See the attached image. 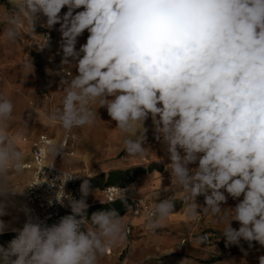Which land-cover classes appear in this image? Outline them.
<instances>
[{"label":"clouds","instance_id":"obj_1","mask_svg":"<svg viewBox=\"0 0 264 264\" xmlns=\"http://www.w3.org/2000/svg\"><path fill=\"white\" fill-rule=\"evenodd\" d=\"M9 3L13 10L4 6L0 11L7 42H15L22 29L34 35L38 21L60 35L58 54L66 78L60 80L59 106L45 113L49 120L71 132L94 126L105 109L125 135L124 151L141 159L152 152L151 131L167 157L171 182L183 194L186 222L210 217L225 246H237L245 256L256 245L264 248V0ZM46 47L49 38L39 46ZM21 67L26 77L34 71L30 60ZM14 110L13 101L0 94V217L10 215V208L25 216L21 227L11 229L15 235L6 246L0 244V264H99L108 249L126 241L123 216L109 208L89 218L88 197L96 192L89 179L80 183L79 198L60 192L61 184L65 189L69 181L90 176L61 171L54 180L30 186L58 182L47 203L69 211L52 223L26 203L17 208L12 199L30 188L19 191L11 182L13 174L23 172L18 141L26 135L23 128L10 133ZM45 150L53 161L49 168L66 155L65 145L51 140ZM135 190V185L120 188L115 198L100 202L120 200L130 208L126 197ZM174 201L165 197L153 204L148 231L166 227ZM6 230L0 219V235ZM208 240L197 235L190 243L201 247ZM257 260L264 264V254ZM180 264L193 262L185 258Z\"/></svg>","mask_w":264,"mask_h":264},{"label":"crops","instance_id":"obj_2","mask_svg":"<svg viewBox=\"0 0 264 264\" xmlns=\"http://www.w3.org/2000/svg\"><path fill=\"white\" fill-rule=\"evenodd\" d=\"M80 42H84L83 37ZM40 51L39 58L35 54L31 56L34 71L29 73L27 77L24 75L26 90L23 97L14 102L15 121L10 133L22 128L26 131V135L18 141L22 151V162L31 160L32 142L40 135H47L58 144L64 130L57 122L49 120L45 115V113L53 112L59 106L62 98V86L51 77L50 68V60L52 58L61 59V55L58 54L56 41L49 47L38 49L36 52ZM40 89H45L51 97L49 99L40 97L38 93ZM148 124L150 125V121ZM75 133L77 138L74 142V155L65 156L63 160L61 157L57 158L55 164L58 167L78 173H86L85 175L90 177L100 173L106 176L113 169L135 167L138 172L130 184L135 185V193L150 197L152 194L160 192L155 190V187L164 184V181L161 183V180L167 172L165 164L168 163V160L162 145L153 139L151 131L147 134V142L152 152L142 159L129 157L124 151L123 140L125 135L115 128V122L110 120L105 109L99 110L94 126L76 128ZM48 157L51 158L49 155ZM159 158H163L162 162H158ZM16 176L18 182L13 183L17 184L14 187L16 190L22 191L24 187L21 188L19 178L24 184V179H27L28 173L23 171ZM86 177L84 176L83 179ZM93 189H96L95 195H90L88 201L101 203L100 201H103L101 189L98 187ZM12 199L16 205L23 202L22 195H16ZM11 209L14 210L15 208ZM174 211L175 213L165 221L166 227L156 233L147 230L145 226L147 218L144 215L131 217L129 210L121 215L125 224L127 221L131 223L130 237L132 243L126 264H180L185 258L192 261L193 264H221V262H225V264H256L257 257L264 254V248H260L259 245L248 250L247 256L237 246L226 247L224 239L222 237L219 239L221 235L219 228L214 226L212 221L202 217L200 220L187 223L184 208H174ZM10 222H5L7 228L20 226H15ZM238 226L236 222L233 223V227L238 228ZM199 229L209 230L212 235L218 233L219 244L192 246L190 241L193 240ZM241 243L245 242L242 241ZM123 245L124 243L117 244L108 249L110 253L106 251L99 264H118Z\"/></svg>","mask_w":264,"mask_h":264},{"label":"built area","instance_id":"obj_3","mask_svg":"<svg viewBox=\"0 0 264 264\" xmlns=\"http://www.w3.org/2000/svg\"><path fill=\"white\" fill-rule=\"evenodd\" d=\"M59 34V33H58ZM60 36V35H59ZM49 38V45L55 42V35L53 31L43 30L40 33V41L44 44L45 41ZM58 44V45H57ZM57 49L59 50V42L56 43ZM61 59H53L50 60V68H51V77L55 80H61V77L64 76L66 78V73L63 72L61 66ZM69 75L73 74L70 68L65 69ZM57 73H60L59 75ZM39 96L44 99L49 98V93L45 89L39 90ZM76 129V128H75ZM75 129L71 132H65L63 130L62 136L58 142V144L63 143L65 145V156H73L74 155V142L77 138ZM51 140L47 135H40L36 140L32 142L31 149V160L24 161L23 163V171H27L28 176L25 182L24 189L26 187H30L32 184L41 183L45 180H54L55 177L61 174V171L72 174V175H81V173L75 172L70 169H63L58 167L55 163L53 167L49 168L53 161L48 157V154L45 150L47 142ZM59 158V156L57 157ZM56 158V159H57ZM83 177L80 179H76L73 181H69L65 185V189L63 184L60 185V192L64 191L72 193L74 196L79 198V185L82 182ZM51 183V181H49ZM128 186H117V185H109L105 186L101 189L102 200L107 201L110 197L115 198L120 191V188H127ZM58 191V182L54 186H50L47 182L44 184H39L32 186L30 188L25 189L23 196V202L21 204H27L31 209H33L34 214L38 215L41 219H51L62 213H67L69 210L60 207L59 205L49 206L47 203L48 198L54 197L55 193ZM126 199L130 202V216H139L144 215L148 219V213L152 209L153 204L148 201L144 197H137L132 191L127 194ZM89 204L90 202L87 201ZM20 205V204H19ZM17 205V208L19 207ZM11 214L16 217V219L20 222V227L22 226L25 216L22 212H18L15 208ZM126 231H127V239L124 242L122 247V251L120 253V260L118 264H126V258L128 252L130 250V246L132 243V239L130 237L131 233V223L127 221L126 223ZM201 235H208L209 240L205 246L211 244L212 241V233L208 230H203ZM107 253H110V250H107Z\"/></svg>","mask_w":264,"mask_h":264},{"label":"rangeland","instance_id":"obj_4","mask_svg":"<svg viewBox=\"0 0 264 264\" xmlns=\"http://www.w3.org/2000/svg\"><path fill=\"white\" fill-rule=\"evenodd\" d=\"M7 6L9 10H13L14 6L9 3V0H0V11H3V7ZM41 21L37 22L36 25V33L34 35H28L26 32L22 29L21 34L18 37V39L13 42L9 43L5 40L3 36V25H0V94L6 96L7 98L11 99L13 103L17 101L18 99L23 97V94L26 90V87L24 86L26 83V79L23 74L22 65L24 64L25 60L31 61V56L35 54L40 57L41 51L36 52L38 49L40 50L39 46H43V43L40 41V33L43 30H48L40 26ZM54 31V30H53ZM55 35V41L56 43L59 42L60 36L57 31H54ZM58 45V44H57ZM59 82V81H57ZM60 83V82H59ZM51 95L49 94V98ZM48 98V99H49ZM26 101V99H25ZM86 173H81V175H85ZM164 184H161L159 187H155V190H159V193L152 194L150 197H146L143 195H137L135 191H132L137 197H144L148 201H150L152 204L158 202L160 199H163L165 197H171L176 199L174 201V208L175 209H182L183 208V202L181 200L182 192L180 189L175 185L174 182H171L169 173L166 172L165 175H163ZM16 174H13L11 176V182L17 183ZM84 178V177H83ZM20 180V186L23 189V185H25V182L27 179H24V184L22 183V180ZM17 184H13V186H16ZM197 202L202 204L203 203V197H198ZM229 204L234 205V202L229 199ZM13 210L9 209L10 215L0 217V219H3L5 222H10L14 224L15 226L20 225V222L14 217L11 212ZM211 221L210 217H206ZM213 225L214 223L211 222ZM216 226V225H214ZM12 228H7V230ZM204 229L197 230L195 236L201 235L202 231ZM218 233H213L212 235V241L210 245L213 244H219ZM258 264V261L256 262Z\"/></svg>","mask_w":264,"mask_h":264},{"label":"trees","instance_id":"obj_5","mask_svg":"<svg viewBox=\"0 0 264 264\" xmlns=\"http://www.w3.org/2000/svg\"><path fill=\"white\" fill-rule=\"evenodd\" d=\"M151 167V166H150ZM138 172V169L135 167L126 168V169H113L108 172L105 176L103 173L96 174L92 177H86L90 180L92 187H98L102 189L105 186L117 185V186H129L133 182L134 175ZM127 204L130 207V202L127 199ZM90 208L88 209V216L90 218L91 213L97 210H107L109 208H115L120 215H123L129 208H126L124 203L120 200H116L114 203L103 204V203H90ZM66 213H62L54 218L48 219V223H52L58 219L59 216H62ZM20 227V226H19ZM17 227V228H19ZM209 231V230H208ZM15 235L11 229L6 230L3 235H0V244L6 246L7 241H9ZM244 248L247 246L246 243H243Z\"/></svg>","mask_w":264,"mask_h":264}]
</instances>
